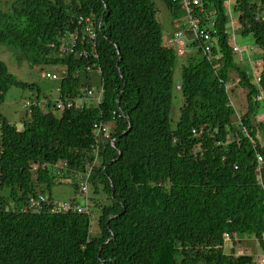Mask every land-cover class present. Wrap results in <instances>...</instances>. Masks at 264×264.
<instances>
[{
    "label": "trees",
    "instance_id": "16d2710c",
    "mask_svg": "<svg viewBox=\"0 0 264 264\" xmlns=\"http://www.w3.org/2000/svg\"><path fill=\"white\" fill-rule=\"evenodd\" d=\"M203 1L216 15L219 58L201 49L180 56L167 46L153 0H0V48L19 64L62 65L56 91L74 104L54 108L58 115L35 108L22 128L0 112V264H257L235 247L226 253L223 235L257 239L264 232L258 90L230 47L232 34L252 39L264 103V0H234L230 10L225 0ZM192 15L204 24L199 9ZM79 16L93 19V40L82 35ZM80 51L87 56H76ZM180 57L182 103L172 127ZM4 64L0 60V105L10 88L32 89ZM89 72L100 77L96 91L82 82ZM233 77L246 90V111L236 126L226 87ZM89 90L92 103L76 107ZM96 123L111 128L115 140L99 157L91 148ZM68 172L75 195L86 182L101 184L107 196L105 205L94 202L96 234L91 213L30 208L31 200L45 198L42 187L50 190Z\"/></svg>",
    "mask_w": 264,
    "mask_h": 264
},
{
    "label": "rangeland",
    "instance_id": "374dc122",
    "mask_svg": "<svg viewBox=\"0 0 264 264\" xmlns=\"http://www.w3.org/2000/svg\"><path fill=\"white\" fill-rule=\"evenodd\" d=\"M154 7L157 12V19L161 25L162 29V37L166 42V39H169V37L173 36V33L175 32L174 28V21L175 20H183L184 18V12L179 7L176 6V4L172 3L174 7L172 9H169L165 7V5L160 0H153ZM230 4H234V0H230ZM231 9V8H230ZM234 24V20L232 21ZM232 26V25H231ZM189 30L188 26L185 24L181 32H186ZM234 43L240 48V49H246V52H243L241 57L243 58L242 61L237 60L236 58H233L237 63L241 64L246 70L247 73L252 77H260L259 72L261 70V62L258 60H255L253 58V54L258 53V49L253 44V41L250 37H240L239 35L235 34L234 37ZM183 41H185V44L190 42L192 40V37L186 34L183 38ZM231 44L232 41L230 40ZM198 47V46H197ZM197 47H193L190 50V47H186V55H192ZM248 54V55H247ZM252 57V58H251ZM183 58V57H182ZM180 57L176 59L175 69H174V87H173V101H172V110H171V126L174 127L176 122L179 118V109L182 103L181 98V92L179 90V87L181 85V79H180V64L184 62V58L182 59ZM0 60L4 62L9 70L10 73H12L18 80H20L23 83H26L28 85H32V89L29 88H19V87H13L10 88L4 98V102L0 105V112L4 115L5 119L7 121L18 127L22 128L23 121L26 119H29L28 117L31 115H28L23 108V104L25 101L28 100H34L37 95V90L40 91L39 97L44 99V96H46V99H56L58 96V93L56 91V86L59 84L58 80H47L44 78V74L47 72H51L56 74L60 79L65 76V70L64 67L60 64L53 65V66H46V67H40V66H33L31 67L30 64L21 63L19 64L15 57L12 56L11 52H8L4 48H0ZM183 61V62H182ZM258 61L259 66L255 64V62ZM238 81L237 78H232V82H227L226 87H228L227 92L230 99V102L232 103L234 107V125L236 126L237 121L239 120V117H241L246 111L245 106V93L246 90L240 89L237 87L236 82ZM83 83H88L89 88L92 90H97L100 86V77L95 72H89L87 74L86 79H82ZM236 90V94H232V91L234 92ZM101 93V92H100ZM87 92L84 94V97L82 98L83 101L87 100L86 96ZM102 96V95H101ZM261 96H259L257 99L259 100ZM81 100V101H82ZM90 102V103H89ZM88 103L91 104V99L88 100ZM256 124L262 123L264 124V103L262 101L258 102V110L256 111ZM43 114H49L53 113L58 115L59 111L54 110L53 108H47L45 111L42 112ZM236 117V119H235ZM111 131V128H110ZM229 138L231 136H228ZM261 143L264 145V139L261 140ZM99 157V156H98ZM61 165V164H59ZM62 169V168H61ZM67 178H63V176H60V179L58 184H54L50 190H48L45 187H42V195L45 198H50V200L54 204H63L64 202L69 201H75L79 205H84L85 200L78 198L75 195L74 188L72 186L73 180L71 179L72 173L68 172ZM87 186V194L85 198L87 199V212L91 213L90 219L91 225L90 227V233L96 234L97 227H96V220L99 216V207H96L94 205V202H99L101 205L107 204L109 201L107 199L106 194L102 190V185L97 183V189L94 188V186L90 184H86ZM78 192V191H77ZM43 198V197H42ZM44 198V199H45ZM86 213V212H85ZM240 239V238H239ZM241 240V239H240ZM247 241V243H246ZM237 241L236 243H238ZM235 245V244H234ZM229 241H225L224 248L225 252L229 253L230 250L234 247ZM236 251H239L240 253L245 251L247 255H255V254H261V250L257 247L256 244V238L253 236H247L242 238L240 241V244L238 246H235Z\"/></svg>",
    "mask_w": 264,
    "mask_h": 264
},
{
    "label": "built area",
    "instance_id": "2783aa9c",
    "mask_svg": "<svg viewBox=\"0 0 264 264\" xmlns=\"http://www.w3.org/2000/svg\"><path fill=\"white\" fill-rule=\"evenodd\" d=\"M172 3L176 4V6H179L183 12H184V18L183 20H175L174 21V28L175 32L173 33L172 37H169V39L166 40V45L171 46L174 48L176 53L178 55H183L186 53V44L185 41L182 40V38L188 33L189 36L192 37L191 41L199 42V48L203 51L205 55H211L212 51L214 49L219 50V39L217 35V30L214 27L216 15L213 11L214 9L210 7L209 9L204 8V1L203 0H171ZM224 7L227 8V10H230L232 5L230 4V0H225L223 3ZM197 8L201 13H203L204 16V25L200 23V20L198 18H193V9ZM78 21L81 23L82 26H84V30L82 32V35L86 36V39L93 40L95 38V23L91 18H85L82 16L78 17ZM187 25L189 30L186 32H181V29L184 25ZM81 35V36H82ZM60 43L64 44L65 39H60ZM77 37L74 39H71L69 41V44L71 47H74V45H77ZM81 43L84 42V37H81ZM234 44V43H233ZM52 47V45H51ZM232 51L234 53V58H236L239 61H242V57L240 54L243 52L247 53L246 49H240L237 45L232 46ZM69 52H72V48H69ZM79 57H86L85 51H80L78 53ZM217 58H219V54L216 55ZM257 66H259L258 62H255ZM45 79L49 80H56L57 76L53 73L47 72L44 74ZM259 77L255 78L256 83L259 82ZM92 94V90L87 91V100L88 97ZM82 97H78L76 99L77 104H75L76 107H83V105H87V100L83 101ZM101 99V94H98L97 102H99ZM82 100V101H81ZM47 104H50L51 107H54L58 110H68L72 109L74 106L73 101L67 99L66 97H62L60 94H58L57 98L54 100H47V99H36V100H28L25 101L23 104L24 111L30 115L35 108H39L42 111H45L47 108ZM94 128V137L99 138L101 140L107 138V127L103 126L101 123H96L93 125ZM195 134V132L193 131ZM257 161L260 164L262 162V157L257 156ZM35 169V168H34ZM258 171V170H257ZM88 175H85V180L88 179ZM79 198L85 200L84 205L76 204L75 202L70 203H63V204H53L50 203L47 199H44L40 197L38 200L36 198L34 200H31L30 202V208L37 209V206H42L45 204L51 213L58 214V213H78V214H84L87 213V199L85 198L87 194V186L86 182L80 184V189L78 191ZM223 242L225 244V241L231 242V240H235L237 242L236 238L230 237L227 233L223 235ZM257 247L261 250V254H255L251 257L257 262V264H264V232L261 233L260 238L256 239Z\"/></svg>",
    "mask_w": 264,
    "mask_h": 264
},
{
    "label": "clouds",
    "instance_id": "9594fccd",
    "mask_svg": "<svg viewBox=\"0 0 264 264\" xmlns=\"http://www.w3.org/2000/svg\"><path fill=\"white\" fill-rule=\"evenodd\" d=\"M172 2V1H171ZM85 18H91V17H85ZM92 19V18H91ZM93 20V19H92ZM233 20H231V25L233 26V25H235L233 22H232ZM204 23V22H203ZM215 24V23H214ZM98 27L100 26V22H98ZM204 25V24H203ZM215 27V26H214ZM82 30H84V26H82ZM97 27H95V29H96ZM216 29V28H215ZM83 32V31H82ZM186 34H188V33H186ZM217 35H218V32H217ZM233 35V37H232V44H231V42H230V47H231V49H232V46L235 44L234 43V37H235V35L234 34H232ZM218 39H219V37H218ZM167 40V39H166ZM195 41H190V42H188V43H186V47L188 46H190L189 44L190 43H194ZM166 43V42H165ZM197 43V42H196ZM234 43V44H233ZM199 42L197 43V45L195 46V47H197V49H200L199 48ZM50 45H53V44H50ZM236 45V44H235ZM75 46L76 45H74V47H71L72 48V53L74 52V48H75ZM190 50H191V48H190ZM213 51H217L218 52V54H219V50H216V49H214ZM233 52V51H232ZM79 53V52H78ZM78 53H75V55L76 56H78L79 57V55H78ZM248 55V54H247ZM182 56V55H181ZM260 62V61H259ZM51 73V72H50ZM54 74V73H53ZM54 75H56V74H54ZM57 76V75H56ZM255 78L256 77H253V80H254V83L253 84H255L256 85V87H257V90H258V93H257V95H256V100L259 102V101H262L263 102V93H262V90H261V87H260V80H259V82L258 83H256V81H255ZM259 79H260V77H259ZM56 80H60V78L57 76V79ZM227 89H228V87H227ZM242 90V89H241ZM259 96H261V98H259V100L257 99ZM36 99H43V98H40L39 97V95H36V97H35V99L34 100H36ZM44 99H46V96H44ZM47 100H51V99H47ZM89 100V99H88ZM88 100H87V102H88ZM51 107V106H50ZM51 108H53L54 109V107H51ZM234 108V107H233ZM47 109V108H46ZM42 111V110H41ZM43 112V111H42ZM107 138H105V139H103V140H101V139H99V138H96V137H94L93 136V139H94V143H93V145L91 146V148H92V150H93V152H94V154L96 155V157H98L99 155H98V153H99V150L100 149H102L105 145H106V143H109L112 147H114L115 145H114V142H115V140L112 138V135H111V131H110V129L109 128H107ZM59 164H61V165H59ZM65 166V164H62V163H58V167H64ZM71 201H69V202H64V203H70ZM50 203H53V202H50ZM54 204V203H53ZM60 205V204H59ZM48 212L50 213V214H53V215H56V214H54V213H51L50 212V210H49V208H48ZM58 214H62V213H58ZM66 214V213H65ZM233 238H236V237H233ZM232 238V239H233ZM236 240L237 241H239L240 242V240L238 239V237L236 238ZM235 242V240H231V244L232 245H234L233 243ZM236 243V242H235ZM235 246H237V244L236 245H234V247ZM236 249V248H235ZM236 254H239V251H236L235 252ZM243 254H246L245 253V251L243 252ZM247 256H250V255H247ZM251 257V256H250Z\"/></svg>",
    "mask_w": 264,
    "mask_h": 264
},
{
    "label": "bare ground",
    "instance_id": "6f19581e",
    "mask_svg": "<svg viewBox=\"0 0 264 264\" xmlns=\"http://www.w3.org/2000/svg\"><path fill=\"white\" fill-rule=\"evenodd\" d=\"M65 41H66V40H65ZM68 42H69V41H68ZM257 156H259V155H257ZM257 162H258V161H257ZM261 163H262V162H261ZM261 163H260V164H261ZM258 164H259V163H258ZM89 168H90V167H89ZM80 173H81V172H80ZM81 174H82V173H81ZM79 175H80V174H79Z\"/></svg>",
    "mask_w": 264,
    "mask_h": 264
},
{
    "label": "water",
    "instance_id": "95a60500",
    "mask_svg": "<svg viewBox=\"0 0 264 264\" xmlns=\"http://www.w3.org/2000/svg\"><path fill=\"white\" fill-rule=\"evenodd\" d=\"M128 122H129V121H128ZM129 128H130V127H128V130H129ZM245 255H247V254H245Z\"/></svg>",
    "mask_w": 264,
    "mask_h": 264
},
{
    "label": "crops",
    "instance_id": "0c3cea01",
    "mask_svg": "<svg viewBox=\"0 0 264 264\" xmlns=\"http://www.w3.org/2000/svg\"><path fill=\"white\" fill-rule=\"evenodd\" d=\"M252 58V57H251ZM256 62H258V61H256Z\"/></svg>",
    "mask_w": 264,
    "mask_h": 264
}]
</instances>
